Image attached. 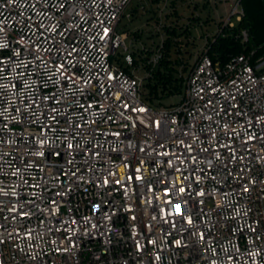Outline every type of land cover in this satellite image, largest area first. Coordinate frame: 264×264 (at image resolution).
Here are the masks:
<instances>
[{
    "label": "built area",
    "instance_id": "built-area-1",
    "mask_svg": "<svg viewBox=\"0 0 264 264\" xmlns=\"http://www.w3.org/2000/svg\"><path fill=\"white\" fill-rule=\"evenodd\" d=\"M131 1L0 0V264H264V56L207 36L151 106L162 20L119 32Z\"/></svg>",
    "mask_w": 264,
    "mask_h": 264
},
{
    "label": "trees",
    "instance_id": "trees-1",
    "mask_svg": "<svg viewBox=\"0 0 264 264\" xmlns=\"http://www.w3.org/2000/svg\"><path fill=\"white\" fill-rule=\"evenodd\" d=\"M176 1L171 0L166 7H172L174 12H166L162 18L159 17V9L165 0H144L139 2L130 11L129 15L133 19L138 17L141 8H145L149 13L148 22L154 21L155 25L162 20V32L164 36L162 57L158 65L153 69L151 75L144 82V100L151 106H166L164 101L173 96H182L186 90L187 79L191 70V58L193 51L187 46L194 44L190 24L179 25V12L176 8ZM158 4V5H157ZM161 4V5H160ZM157 5L156 8H153ZM160 5V6H159ZM244 16L234 27H223L222 22H218L217 34L208 37V54L213 62L226 63L232 57L241 53H254V58L264 56V0H242ZM172 10V9H171ZM174 16L177 19H171ZM207 18L203 23H209ZM248 32V40L244 41L242 31ZM135 39L143 38V31L134 30L131 33ZM155 34L147 35L153 38ZM149 50L148 53H150ZM188 53L187 57L184 56ZM135 62L140 59L135 55Z\"/></svg>",
    "mask_w": 264,
    "mask_h": 264
},
{
    "label": "rangeland",
    "instance_id": "rangeland-1",
    "mask_svg": "<svg viewBox=\"0 0 264 264\" xmlns=\"http://www.w3.org/2000/svg\"><path fill=\"white\" fill-rule=\"evenodd\" d=\"M144 0H132L126 10V16L121 18V21L118 24V31L131 33L134 30L143 31V38L147 41L156 39L159 37L156 35L153 38H147V35H151L154 30H156L155 22H148L149 13L145 8H141L138 12V17L133 19L132 16L130 18L127 17V14L136 6L137 3L143 2ZM218 2V5L215 2ZM171 0H168V4H170ZM158 5V4H157ZM155 5L153 8H156ZM161 5V4H160ZM159 5V6H160ZM164 5V2L161 6ZM235 5V0H177L176 8L179 12V25L190 24V28L192 30V35L196 36L194 44H190L187 48L193 51V57L191 58V64H193L196 55L205 48L207 36L212 37L213 35L218 33V22H222V18H224L225 14H228L229 10H231ZM160 6V7H161ZM172 9V10H171ZM165 12H174V9L171 7H166ZM207 18H210L209 23H203ZM171 19L176 20L177 18L172 16ZM156 36V37H155ZM155 37V38H154ZM129 42V40H128ZM188 53L185 52L184 56L187 57ZM183 96V95H182ZM173 96L164 101L166 106H170L172 104L177 103L181 97Z\"/></svg>",
    "mask_w": 264,
    "mask_h": 264
},
{
    "label": "snow or ice",
    "instance_id": "snow-or-ice-1",
    "mask_svg": "<svg viewBox=\"0 0 264 264\" xmlns=\"http://www.w3.org/2000/svg\"><path fill=\"white\" fill-rule=\"evenodd\" d=\"M0 31H3V29H0ZM104 33H105V36H106L107 33H108V29H104ZM101 39H103V37H101ZM0 47H3V46L0 45ZM139 111L143 112V111H145V109L141 108V109H139ZM69 147H71V145H69ZM137 171H139V169H137ZM137 179H141V178H140V177H137ZM245 190H247V189H245ZM179 191H180L181 193H183V192H184V189L181 188V189H179ZM200 195H203V193H200ZM169 203H171V201H169ZM174 206H175V208H176L177 210H179V208H180V205H179V204H175ZM177 243H179V242H177Z\"/></svg>",
    "mask_w": 264,
    "mask_h": 264
}]
</instances>
